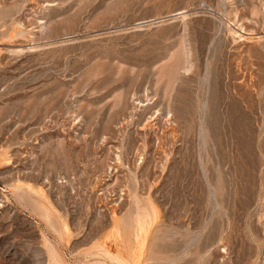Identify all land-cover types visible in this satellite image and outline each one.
I'll list each match as a JSON object with an SVG mask.
<instances>
[{
  "label": "rangeland",
  "instance_id": "374dc122",
  "mask_svg": "<svg viewBox=\"0 0 264 264\" xmlns=\"http://www.w3.org/2000/svg\"><path fill=\"white\" fill-rule=\"evenodd\" d=\"M0 264H264V0H0Z\"/></svg>",
  "mask_w": 264,
  "mask_h": 264
},
{
  "label": "bare ground",
  "instance_id": "6f19581e",
  "mask_svg": "<svg viewBox=\"0 0 264 264\" xmlns=\"http://www.w3.org/2000/svg\"><path fill=\"white\" fill-rule=\"evenodd\" d=\"M250 36H251V35H250ZM114 252H118V254H119L121 257H123V255H124V253L122 252L121 249H118L117 251H114Z\"/></svg>",
  "mask_w": 264,
  "mask_h": 264
}]
</instances>
